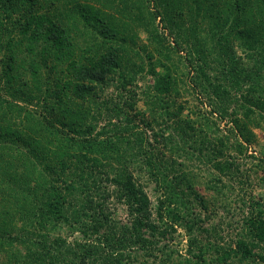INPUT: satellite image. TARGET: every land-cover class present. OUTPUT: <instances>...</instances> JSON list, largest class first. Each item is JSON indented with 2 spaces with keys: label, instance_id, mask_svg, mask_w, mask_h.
Wrapping results in <instances>:
<instances>
[{
  "label": "trees",
  "instance_id": "obj_1",
  "mask_svg": "<svg viewBox=\"0 0 264 264\" xmlns=\"http://www.w3.org/2000/svg\"><path fill=\"white\" fill-rule=\"evenodd\" d=\"M144 72L145 125H173L150 136L171 154L195 133L172 100L189 82L248 143V125L264 124V0H0V264H264V206L232 241L201 228L193 180L124 111ZM114 80L131 102L99 100ZM142 171L160 191L153 207ZM178 229L184 255L169 248Z\"/></svg>",
  "mask_w": 264,
  "mask_h": 264
},
{
  "label": "rangeland",
  "instance_id": "obj_2",
  "mask_svg": "<svg viewBox=\"0 0 264 264\" xmlns=\"http://www.w3.org/2000/svg\"><path fill=\"white\" fill-rule=\"evenodd\" d=\"M160 23L158 22L159 27H161ZM138 32V43L144 44L145 35L142 31ZM235 50L237 56H243L240 50ZM176 58L174 59L176 60ZM156 70L162 72L160 67L156 68ZM177 73L179 74V70ZM151 83L152 77L144 72L136 78L133 83L134 85L127 87L126 90L133 91L135 96L132 97L133 109L127 108V105L124 104V111L128 112L131 116L137 113L135 116L133 115L134 126L146 132L145 134L149 137L150 144L154 145L156 152L161 154V159L167 162L175 161L176 165L173 171L178 170L188 173V176L193 180V189L207 204L206 210H202L196 205L197 203L194 204V214L200 215L199 226L210 232L211 228H215L217 236L222 238L224 242L234 240L235 234L240 232L239 228L242 226V223L250 215L251 211L254 212L257 204L259 203L258 205L264 206V124H260L259 127L253 124L248 125L251 135L250 141L248 143L243 142L240 137L235 136V133L232 132L230 118L222 121L215 115H211L209 108L205 105V101L199 99V96L196 95V91H194L189 82L181 90V94L174 99L172 98V100L175 101V105L183 107L180 113L181 119L191 118L195 120V133L193 134L194 136L192 135V138H184V143L180 142L183 144L181 151L171 154L168 149L162 146V141L155 143L150 136L152 131H158L164 128L165 125H167L165 134H168L173 125L169 122H161L165 120L164 116L156 120V122L161 123H159V126L154 123L151 127L152 130L145 125L146 121L151 118L145 103L142 101L144 98H142L141 92L144 91L146 86H150ZM118 87L119 84L115 80L112 81L105 88L104 92L101 93L99 100L111 99L112 102L121 105H123V102H131L132 100L128 96L132 93L128 94L127 91L121 93ZM167 101L171 102V99ZM200 116H205L207 122H203ZM111 118L112 122H115V118ZM111 118L104 117V119H101L99 127L108 122V120H111ZM217 137H227L228 140L232 141V144H240L241 150L239 152L233 149L225 150L232 147L230 143H227L228 140H224L226 147L223 149L222 157L213 160L211 148L212 143ZM200 148L201 150H199ZM217 161L221 165L227 162L230 164V167L220 174L213 165ZM177 164H181V166ZM135 175L144 186V190L150 199L151 207H153L160 191L155 189L154 181L144 171L138 174L135 173ZM215 178H220L221 182L209 183L210 180L214 181ZM212 185L215 186V189L211 188ZM110 208L111 212L115 214L114 217L126 220L127 212L122 205L112 203ZM185 240L183 231L178 229L169 248L184 255L186 248Z\"/></svg>",
  "mask_w": 264,
  "mask_h": 264
}]
</instances>
